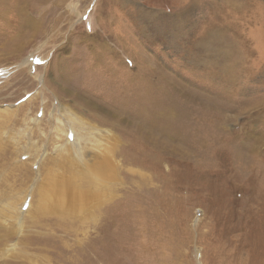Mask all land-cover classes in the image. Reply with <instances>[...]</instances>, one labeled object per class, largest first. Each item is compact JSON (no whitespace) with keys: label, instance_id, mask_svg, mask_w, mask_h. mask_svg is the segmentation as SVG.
<instances>
[{"label":"rangeland","instance_id":"374dc122","mask_svg":"<svg viewBox=\"0 0 264 264\" xmlns=\"http://www.w3.org/2000/svg\"><path fill=\"white\" fill-rule=\"evenodd\" d=\"M240 1L0 0V264H264V0ZM49 173L81 216L41 211Z\"/></svg>","mask_w":264,"mask_h":264},{"label":"bare ground","instance_id":"6f19581e","mask_svg":"<svg viewBox=\"0 0 264 264\" xmlns=\"http://www.w3.org/2000/svg\"><path fill=\"white\" fill-rule=\"evenodd\" d=\"M228 3H229L228 6L234 12H237L236 10H238V8L242 6L240 4L241 3L240 0H228ZM25 21H26V19H25ZM28 24L32 25L33 24V20H32V22H31V20H28ZM227 25H220V27H219L217 24H213V25L208 26L209 29L207 28V30L204 32V34L199 37L198 41H196V48L198 49V51L202 50V51L208 53V55H209V52H210V50L212 48H218V49H221L222 51H225V52L229 51V47L230 46L232 47V41H227V40H224L223 38H222L223 39L222 40L221 36L219 38L218 32H216L215 30L213 31V29H217V27L218 28H221V27L224 28ZM228 27L233 28L234 25L229 24ZM211 28H212V30H211ZM221 33H223V32H221ZM223 36H225V35H223ZM119 39H121V38H119ZM100 46H101L102 50H107V49L110 50L109 46L104 41L100 43ZM100 54L99 55L97 54V58L100 57ZM198 56L200 57V55H198ZM193 61H195V60H193ZM38 96L40 97V94ZM24 106H25V104H24ZM51 117H53V115H51ZM38 119L39 118H37V117L33 118V120L36 123H38ZM0 126H1V124H0ZM70 130L72 132V135H71L72 139H70V136H69ZM0 132H1V129H0ZM110 132H111L110 130L103 129V128H97L95 130V133H96L97 137H100V138L101 137L111 136V134L109 135ZM66 139L71 144L73 149H77L78 148V146H79V135L72 128H68L67 129ZM100 149H101V147H98V150H99L100 153H97L95 155V162H93V163L86 162L85 166L88 167V168H91L93 171H95L100 176H113L115 174V171H116L115 170L116 169V161L113 158V156L110 154V152H107V149H105L103 151H100ZM41 166H42V160H41V163L39 164L38 168L36 170L32 171V173H39ZM80 167H82V164H79V163L75 164V168L78 169L79 171L81 170ZM51 174L52 173H49V175L47 177H45L43 179H40V181H39L38 178L36 180L37 181V183H36L37 189H38L39 186H41V188L38 190L40 192L39 193L40 197L37 198V201H38L39 205H41V211L45 212L48 209V203H49L50 197L57 196L58 194H60V195H62V197L64 196L65 202H67V203H69V200L72 197V203H71V207H70V215H71V217L73 218L74 216H81L82 215L81 205H82L83 201L85 200V198L87 197V195L86 194L84 195L80 191V189H78V188H74V189L71 190V188L67 187L63 182L59 183V185L55 184L54 181H53V178L51 177ZM36 187L34 188V195L35 196H36V193H37ZM54 190L57 191V193H54ZM26 196H27V194H26ZM64 199L62 198L61 201L64 202ZM23 201L21 202L20 206L17 207L20 210H23L22 209ZM32 208H33L32 201H30V204H29V207L27 208V211L30 212ZM106 217H107V215L105 214L103 216V224H102V226L104 225V221H105ZM110 236H112V234H110ZM111 245H112V243H111ZM110 250H111V252H113L112 249H109V251Z\"/></svg>","mask_w":264,"mask_h":264}]
</instances>
